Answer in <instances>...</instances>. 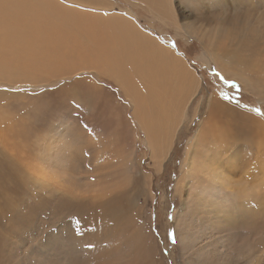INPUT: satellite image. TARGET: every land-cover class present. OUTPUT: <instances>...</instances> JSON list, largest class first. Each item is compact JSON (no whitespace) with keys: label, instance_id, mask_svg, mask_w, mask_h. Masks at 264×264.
<instances>
[{"label":"bare ground","instance_id":"1","mask_svg":"<svg viewBox=\"0 0 264 264\" xmlns=\"http://www.w3.org/2000/svg\"><path fill=\"white\" fill-rule=\"evenodd\" d=\"M138 1L164 26L179 28L171 0ZM32 7L31 0H0V226L9 223V228L15 230L18 222L29 227L44 220H71V216L65 217L71 214L74 220L87 219L85 234L96 224L124 229L130 206L125 197L129 190L128 178L135 168L133 161L125 159L110 143L113 138L110 128L118 121L111 115L90 112L85 123L92 126L101 121L96 129L102 133L90 130L85 137L78 135L83 72L65 62L33 63L34 46L39 37L33 39V22L25 17L26 13L33 17ZM113 13L105 12L107 17L101 15L104 22L99 31L108 34L109 38L103 39H111L114 49L110 54L107 51L101 54L95 70L99 69L97 74L114 78L116 82L124 74L127 92L135 107L137 103L132 95L141 92L143 103L160 114L148 123L139 122L146 133L152 159L160 166L172 149L177 128L188 109L189 100L182 98L189 96L182 94L183 87L190 88L198 79L185 56L158 34L142 27L130 11ZM105 22H109L110 27H104ZM254 36H250L251 39ZM256 36L257 46L264 48V32L258 31ZM249 49V58L237 56L234 51L220 54L209 48L205 55L215 60L221 73L237 79L247 91L262 94L264 53L261 59L253 60L254 51ZM65 75L70 82L68 89L63 85ZM250 75H255L261 86H255ZM107 82L104 79V83ZM212 103L215 120L209 118L200 135L188 143L187 159L175 185V193L186 204L180 221L183 225L178 229L175 243L177 254L183 258L182 264H205L193 254L199 237L195 233L204 230L221 235L228 243L235 244L238 238L250 243L246 249L242 248L248 252L242 255L239 264H264V163L251 180L235 178V171H243V168L253 171L248 161L244 160V166H240V162L235 170L228 167L226 171L222 163V152H229L234 145L222 140L227 133L235 140L245 132L250 135L255 132L253 140L264 143V125L246 115L231 116L226 112L230 106L218 99H213ZM220 112L231 120H224ZM128 124L132 129V124ZM207 129L211 137L221 140L212 141L213 151L206 147L202 136ZM116 138L126 139L124 135ZM198 149L211 151L213 158L196 165L193 153ZM114 154L118 157L113 158ZM199 175L208 176L207 186L201 179L196 180ZM190 181L197 182V186L185 199L184 189ZM136 232L140 242L142 235L138 229ZM115 245L119 247L120 242ZM113 249L114 253H119L116 247ZM103 255L106 254L98 253V258ZM76 261L78 259L74 258V263Z\"/></svg>","mask_w":264,"mask_h":264},{"label":"rangeland","instance_id":"2","mask_svg":"<svg viewBox=\"0 0 264 264\" xmlns=\"http://www.w3.org/2000/svg\"><path fill=\"white\" fill-rule=\"evenodd\" d=\"M171 1L179 28L173 25L164 26L138 0H31L33 17L27 13L25 17L33 22V39L39 37L34 46L33 63L65 62L77 66L83 72L80 76L81 123L78 135L85 137L90 130L102 133L96 129L101 121L92 126L85 123V117L90 112L113 116L118 123L112 128L108 126L110 134H113L110 143L116 148L115 151L122 152L125 159L133 161L135 170L132 169L128 178L129 190L125 197L130 206L126 211L128 218L124 229L105 225L99 227L96 224L90 233L85 234L83 230L87 219L82 217L74 220L71 214L65 216H71V220H44L29 227L18 222L15 230H11L8 223L0 226V264H86L88 261L93 264H182L183 258L177 254L175 243L178 229L183 225L180 221L183 219L182 212L186 210V204L175 193V185L182 173L183 162L187 159L188 143L200 135L198 133L209 118L215 120L211 112L213 99L230 106L226 112L231 116L246 115L264 125V92L255 94L247 91L237 79L221 73L215 60L211 61L205 55V50L208 51L209 48L220 54L234 51L237 56L249 58V48H252L254 52L257 51L255 54L252 52L253 60L261 59L264 48L257 46L256 32H264V0ZM127 10L142 27L158 34L161 40L169 42L183 54L198 79L192 82L190 88L182 86V94L189 96L182 98L189 100L188 109L186 108L185 116L177 128L172 149L160 166L152 159L146 133L139 123L141 120L147 122L157 119L160 114L143 103L145 101L141 92L132 95L137 103L135 107L129 98L124 74L119 76L118 82H114L111 78L97 74L99 69L95 70L97 61L102 59L101 54H110L114 49L111 39H103L109 38L108 34H100L99 28L104 22L101 15L107 17L105 12L113 11L116 14ZM201 31L202 34H199ZM200 35L205 39L202 40ZM250 36L254 38L251 39ZM65 77L63 85L68 89L70 82L68 75ZM104 79L105 82L110 80L109 83H104ZM250 80L255 86H261L255 75H250ZM120 86H124V89ZM95 107H100L99 111ZM220 114L225 120L226 114ZM227 118L231 120L229 116ZM208 132L207 129L202 136L206 147L213 151L212 141L221 140L214 139ZM254 133L250 135L245 132L235 140L227 133L228 136L222 138L227 142H234L233 147L228 149L229 152H222L225 171L228 167L235 170L240 162V166H244V160L251 163L253 171L245 168L243 171H235V178L245 177L251 180L258 175L259 167L264 163V143L253 140ZM123 135L125 140L116 138ZM121 144L125 148L120 147L123 146ZM116 155L118 154L112 157L115 158ZM193 158L198 165L200 162L209 161L213 156L211 151L198 149L193 153ZM83 173L81 167L80 174ZM207 178L208 176L199 175L196 180L201 179L202 184L207 186ZM195 186L197 182L190 181L184 189L185 199L194 191ZM92 215L97 216L93 213ZM136 229L142 235L140 242L137 240ZM195 234L199 237L193 254L199 262L205 264H239L242 255L248 252L244 249L250 246V243H244L239 238L235 240V244L228 243L214 232L202 230ZM116 242H120L119 247L115 245ZM115 247L119 253H114ZM100 252L106 255L98 258ZM74 258L78 259L75 263Z\"/></svg>","mask_w":264,"mask_h":264},{"label":"crops","instance_id":"3","mask_svg":"<svg viewBox=\"0 0 264 264\" xmlns=\"http://www.w3.org/2000/svg\"><path fill=\"white\" fill-rule=\"evenodd\" d=\"M104 27H106V28L110 27V26H109V22H105V23H104ZM112 80H113L114 82H116V80H115L114 78H112Z\"/></svg>","mask_w":264,"mask_h":264}]
</instances>
